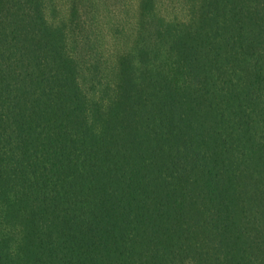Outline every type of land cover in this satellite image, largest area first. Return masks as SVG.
<instances>
[{
	"label": "trees",
	"instance_id": "obj_1",
	"mask_svg": "<svg viewBox=\"0 0 264 264\" xmlns=\"http://www.w3.org/2000/svg\"><path fill=\"white\" fill-rule=\"evenodd\" d=\"M66 1L0 0V264H264V0H140L89 80Z\"/></svg>",
	"mask_w": 264,
	"mask_h": 264
},
{
	"label": "rangeland",
	"instance_id": "obj_2",
	"mask_svg": "<svg viewBox=\"0 0 264 264\" xmlns=\"http://www.w3.org/2000/svg\"><path fill=\"white\" fill-rule=\"evenodd\" d=\"M77 2L82 3L91 24L82 35L85 36L84 38L89 36L90 39L86 38V43L78 48V51L85 53L83 58L89 61L86 67L94 74H87V80L95 75L100 77L105 74V71L108 72L113 65L115 52L117 53L118 50L121 54L138 53L137 51L144 44L143 40L148 36L144 20L140 18V0H77ZM157 4L158 9L164 12L167 19L187 17L188 5L186 9L183 8L181 0H157ZM65 11L66 9L62 14ZM257 126L256 131L259 132L261 126ZM253 207L252 211L255 212L256 209Z\"/></svg>",
	"mask_w": 264,
	"mask_h": 264
}]
</instances>
